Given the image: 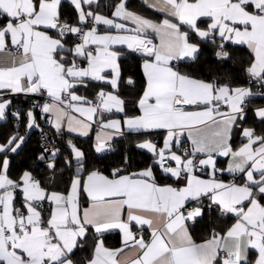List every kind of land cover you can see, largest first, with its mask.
<instances>
[{
	"label": "snow or ice",
	"instance_id": "obj_1",
	"mask_svg": "<svg viewBox=\"0 0 264 264\" xmlns=\"http://www.w3.org/2000/svg\"><path fill=\"white\" fill-rule=\"evenodd\" d=\"M258 98L264 0H0V264H264Z\"/></svg>",
	"mask_w": 264,
	"mask_h": 264
},
{
	"label": "trees",
	"instance_id": "obj_2",
	"mask_svg": "<svg viewBox=\"0 0 264 264\" xmlns=\"http://www.w3.org/2000/svg\"><path fill=\"white\" fill-rule=\"evenodd\" d=\"M67 3V1H65ZM133 3L136 6H140L141 4V0H133ZM143 10V9H141ZM147 14L148 15H152V11L151 10H147ZM125 71L126 73L131 72V73H135L137 78H139L142 74L139 72V69L136 67V61L129 59L128 61L125 62ZM127 91V90H125ZM257 103H261L264 102V100H261L260 98L257 99L256 101ZM83 142V141H81ZM85 147H87V144L84 145ZM197 238H199L198 234H197ZM117 240V234H112L111 236L107 237V241L109 242V244L112 242H116ZM107 242V243H108Z\"/></svg>",
	"mask_w": 264,
	"mask_h": 264
},
{
	"label": "crops",
	"instance_id": "obj_3",
	"mask_svg": "<svg viewBox=\"0 0 264 264\" xmlns=\"http://www.w3.org/2000/svg\"><path fill=\"white\" fill-rule=\"evenodd\" d=\"M65 1H67V0H65ZM229 178L230 177H228L227 174H226L225 175V179L227 180ZM119 241H120V238H119V235L117 234V240H116V242H112L111 241V243L109 244V242L107 241L108 242L107 245L110 246V247H119L120 246V242Z\"/></svg>",
	"mask_w": 264,
	"mask_h": 264
}]
</instances>
